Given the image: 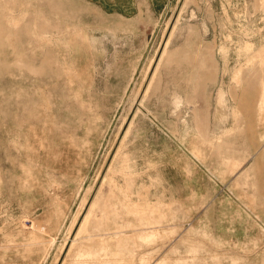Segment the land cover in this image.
I'll list each match as a JSON object with an SVG mask.
<instances>
[{
  "label": "rangeland",
  "instance_id": "1",
  "mask_svg": "<svg viewBox=\"0 0 264 264\" xmlns=\"http://www.w3.org/2000/svg\"><path fill=\"white\" fill-rule=\"evenodd\" d=\"M0 264H264V0H0Z\"/></svg>",
  "mask_w": 264,
  "mask_h": 264
}]
</instances>
